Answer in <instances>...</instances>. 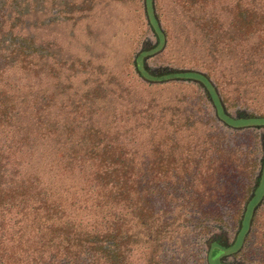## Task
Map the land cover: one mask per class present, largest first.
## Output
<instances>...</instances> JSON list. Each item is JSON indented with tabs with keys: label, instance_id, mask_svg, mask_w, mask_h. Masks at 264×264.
Returning a JSON list of instances; mask_svg holds the SVG:
<instances>
[{
	"label": "trees",
	"instance_id": "obj_1",
	"mask_svg": "<svg viewBox=\"0 0 264 264\" xmlns=\"http://www.w3.org/2000/svg\"><path fill=\"white\" fill-rule=\"evenodd\" d=\"M178 1L211 22L219 19L214 13L218 5L232 14L237 66L243 67L237 87L252 85L255 95L264 98V0ZM155 2L144 4L156 42L137 54L132 77L144 87L181 82L197 86L199 99L222 129L232 135L261 131L262 156L247 202L261 195L251 214V234H257L264 212V114L230 113V98L206 72L154 71L147 65L170 40ZM60 4L0 0V264H172L175 256L170 254L175 255L178 241L197 230L192 225L205 216L197 210L159 207V185L170 189L171 166L177 161L171 151L173 128L188 125L192 115L174 116L178 109L169 103L161 108L151 96H133L128 102L132 108L125 111L108 110V100H87L85 110H69L75 99L63 98L64 83L71 79L62 74L67 61L60 59L56 41L46 33L68 19ZM244 96L240 98L248 94ZM189 155L180 153L182 165L192 160ZM187 170L181 167L183 181ZM248 213L242 210L241 226ZM200 228L199 235L208 240L203 264H224L227 251L245 238L241 227L237 242L228 246L226 234L215 233L221 227Z\"/></svg>",
	"mask_w": 264,
	"mask_h": 264
},
{
	"label": "rangeland",
	"instance_id": "obj_2",
	"mask_svg": "<svg viewBox=\"0 0 264 264\" xmlns=\"http://www.w3.org/2000/svg\"><path fill=\"white\" fill-rule=\"evenodd\" d=\"M59 1L58 8L68 19L48 27L46 33L49 40L56 41L60 59L67 61L63 63L62 74L71 79L64 83L63 98L75 99L69 110H85L89 105L87 100L94 104L108 100L111 102L108 110L125 111L132 108L128 102L133 96H151L161 108L169 103L178 109L173 111L174 116L181 112L183 116L192 115L188 125L173 128L176 138L171 151L177 161L171 166L170 189L164 183L159 185L162 193L159 207L176 212L197 210L205 216L192 225L199 226L197 230L178 241L173 249L175 255L170 254L175 256L172 264H203L200 260L207 257L208 240L199 235L200 225L221 227L215 233H225L228 246L237 242L242 227L244 241L227 251L221 259L224 264H264V212L262 228L251 234V214L261 204V195L247 203L258 172L257 160L262 156L261 131L249 129L232 135L222 129L206 110L205 101L199 99L198 87L192 84L144 87L135 82L131 73L135 57L145 44L156 42L148 25L145 0ZM178 3V0H156V14L162 15L170 40L164 51L148 58L147 65L154 71L176 68L206 72L224 89L226 98H230L227 104L230 113L246 110L264 114L263 96L255 95L252 85L237 87L243 67L237 66V27L232 14L220 10L218 5L214 13L219 19L217 23L211 22L208 16L203 19L200 10L193 15L189 6ZM251 42L255 43L256 39ZM244 93L248 94L245 100L240 98L245 97ZM182 151L192 154L186 165L178 160ZM181 167L188 169L184 181ZM167 194L170 195L164 196ZM245 208L249 213L241 226Z\"/></svg>",
	"mask_w": 264,
	"mask_h": 264
}]
</instances>
